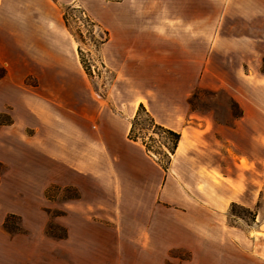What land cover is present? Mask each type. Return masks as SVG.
I'll return each mask as SVG.
<instances>
[{
  "label": "rangeland",
  "instance_id": "1",
  "mask_svg": "<svg viewBox=\"0 0 264 264\" xmlns=\"http://www.w3.org/2000/svg\"><path fill=\"white\" fill-rule=\"evenodd\" d=\"M53 1L47 23L0 35V113L13 120L0 126V264H211L194 251L213 258L227 241L243 255L256 241L258 252L264 119H243L237 98L261 102L264 91L231 85L235 68L255 62L254 47L263 50L249 42L264 31L259 7ZM141 100L184 133L176 155L144 111L129 138ZM238 120L241 156L232 158ZM186 131L196 133L188 142ZM153 172L158 199L141 184Z\"/></svg>",
  "mask_w": 264,
  "mask_h": 264
},
{
  "label": "crops",
  "instance_id": "2",
  "mask_svg": "<svg viewBox=\"0 0 264 264\" xmlns=\"http://www.w3.org/2000/svg\"><path fill=\"white\" fill-rule=\"evenodd\" d=\"M49 1H51V3H54L53 0H0L1 40H2V37L3 38L6 37L8 33L18 32V34H21V33L24 34L23 33L24 31L31 33L32 30H28L27 29L28 26L32 27V25H34V28H36V25L47 23L50 20L49 9L51 5ZM248 5L250 8L256 7V6L259 7L258 12L254 10V14H255L254 17L257 16L259 20H262L264 22V0H248ZM34 33L38 34L35 29H34ZM249 40H250L249 41L250 44H253L254 46L260 41L264 46V31L259 35L254 34L253 37L249 36ZM1 44L2 42H0V45ZM261 51L254 47L253 54L251 53V56L254 57L255 62L250 63L248 70H245L244 66H242L241 68L237 67L234 69V74L237 78L236 79L237 84H232L231 85L232 87H236L238 85L239 86L246 85L249 88H257V89H262L264 91V71L260 69V64H259V55L262 56L261 57L262 59L264 58V47H263V50ZM205 68L208 69L207 60H206ZM242 73L244 74V77L241 75ZM237 101L243 108V117H242L243 119H248L250 116L253 117L254 115L258 116L260 119H264V114L262 113L264 112V106L261 105V103L262 104L264 103V97L261 102L259 100H255L252 98H248V99L237 98ZM138 103H141V102H138ZM101 123L105 126V121H101ZM239 125H240V120L237 121L236 126H232L231 131H230L231 132L230 139L227 138V140L230 141V145L228 146L227 151H230L232 158L241 156L240 155V143H239L240 142ZM166 127L177 131L174 127H169V126H166ZM177 132L181 133V131H177ZM187 133L196 135L195 131H186V134H185L186 142H188V139H189L187 136ZM183 137H184V133H181V139H180V142L177 146V149L174 155L178 153ZM247 158L249 160L252 159L251 155L249 154ZM152 161L154 164H156V166L161 168V166L155 160H152ZM144 163L147 166L150 164L149 161H145ZM149 166H151V164ZM161 169L164 171L163 168ZM158 174L159 173L155 175L153 172V175H151V177L148 176L146 180L141 182L142 185L150 186V188L152 189V195L154 197L159 196L160 194L159 192L160 180H159ZM154 192L156 193L154 194ZM156 199H158V197H156ZM252 243H253L252 247L254 249H251L250 247L248 250L246 251L244 250L243 252L245 253V255L240 254L241 245H239L238 242L227 241L226 243H224L225 245L219 246L222 249L224 248L226 249L225 251L222 250L221 255L219 254L212 258L206 255L203 256L202 253L199 255H196V252L194 251L193 261L199 260L202 263L211 262V264H264V243L258 252H256L255 250L256 241H253Z\"/></svg>",
  "mask_w": 264,
  "mask_h": 264
},
{
  "label": "trees",
  "instance_id": "3",
  "mask_svg": "<svg viewBox=\"0 0 264 264\" xmlns=\"http://www.w3.org/2000/svg\"><path fill=\"white\" fill-rule=\"evenodd\" d=\"M141 111H144L145 114L147 116H149V121L151 122L152 125L154 126H157L159 127L160 129L164 130L165 132L169 133L172 137H173V143L172 145H170L168 147L169 151L174 154L176 149H177V146L180 142V139H181V133L180 132H177L173 129H170L158 122H156L155 118L150 114V112L146 109V107L143 105V103H140V106L136 112V115L134 116V118L132 119L131 121V128H130V131H129V138L133 141H137V138H134V130H135V127L137 125V120H139V117H140V112ZM0 118H6L5 121L3 122H0V126L2 125H9L13 122L12 118L10 115L6 114V113H0ZM145 151L150 155L152 153V150L147 147L145 149ZM152 155V154H151ZM154 156V154H153ZM157 163L160 164V166L166 171L168 166H165V165H162L158 160H156Z\"/></svg>",
  "mask_w": 264,
  "mask_h": 264
},
{
  "label": "bare ground",
  "instance_id": "4",
  "mask_svg": "<svg viewBox=\"0 0 264 264\" xmlns=\"http://www.w3.org/2000/svg\"><path fill=\"white\" fill-rule=\"evenodd\" d=\"M142 102V101H141Z\"/></svg>",
  "mask_w": 264,
  "mask_h": 264
}]
</instances>
